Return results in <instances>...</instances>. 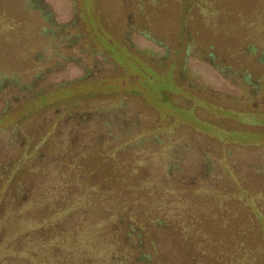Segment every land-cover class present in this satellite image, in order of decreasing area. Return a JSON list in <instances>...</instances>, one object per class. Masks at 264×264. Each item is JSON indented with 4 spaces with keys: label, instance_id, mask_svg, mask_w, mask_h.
I'll list each match as a JSON object with an SVG mask.
<instances>
[{
    "label": "trees",
    "instance_id": "1",
    "mask_svg": "<svg viewBox=\"0 0 264 264\" xmlns=\"http://www.w3.org/2000/svg\"><path fill=\"white\" fill-rule=\"evenodd\" d=\"M75 28L42 0H0V264H264V156L244 163L253 181L227 177L213 145L157 131L128 97L91 101L117 78L92 77ZM69 63L85 76L45 77Z\"/></svg>",
    "mask_w": 264,
    "mask_h": 264
},
{
    "label": "rangeland",
    "instance_id": "2",
    "mask_svg": "<svg viewBox=\"0 0 264 264\" xmlns=\"http://www.w3.org/2000/svg\"><path fill=\"white\" fill-rule=\"evenodd\" d=\"M124 1L137 23L133 28L124 20L121 0H42L55 20L75 22L74 31L84 34L78 55L101 64L92 77L117 78L94 84L91 101L128 97L133 107L156 117L157 131L174 129L213 145L225 176L236 173L253 181L244 163L264 156V63L259 54L251 56L253 48L264 51V23L257 26L264 22V0ZM95 14L99 24L91 20ZM102 26L111 34L109 45L97 39ZM249 74L250 87L243 84ZM83 76L79 65L69 63L45 77ZM142 78L139 92L132 85ZM10 125L0 123V136Z\"/></svg>",
    "mask_w": 264,
    "mask_h": 264
}]
</instances>
